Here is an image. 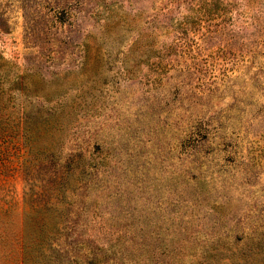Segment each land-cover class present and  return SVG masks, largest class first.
<instances>
[{"label":"rangeland","instance_id":"374dc122","mask_svg":"<svg viewBox=\"0 0 264 264\" xmlns=\"http://www.w3.org/2000/svg\"><path fill=\"white\" fill-rule=\"evenodd\" d=\"M0 264H264V0H0Z\"/></svg>","mask_w":264,"mask_h":264}]
</instances>
